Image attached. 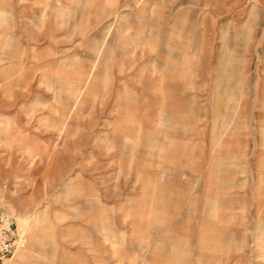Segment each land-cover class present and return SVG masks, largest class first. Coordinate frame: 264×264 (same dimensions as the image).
<instances>
[{
  "label": "rangeland",
  "instance_id": "374dc122",
  "mask_svg": "<svg viewBox=\"0 0 264 264\" xmlns=\"http://www.w3.org/2000/svg\"><path fill=\"white\" fill-rule=\"evenodd\" d=\"M263 226L264 0H0V264H264Z\"/></svg>",
  "mask_w": 264,
  "mask_h": 264
},
{
  "label": "crops",
  "instance_id": "0c3cea01",
  "mask_svg": "<svg viewBox=\"0 0 264 264\" xmlns=\"http://www.w3.org/2000/svg\"><path fill=\"white\" fill-rule=\"evenodd\" d=\"M233 184H228V185H221V183L216 184L217 187V202H218V197L220 191H224V189H229ZM224 186V188H223ZM198 222H199V226L198 229L199 231H203L204 225L207 224L208 222L212 223L211 219H214L215 221H213V225H215V227H229L232 228L234 226L235 221L233 220L234 217H232V214H222L219 213L217 206L215 207V209L212 208H206V210L204 209V207L202 208V212L200 213V215L198 216ZM264 227V226H263ZM256 231V229H255ZM229 232H233V229H230ZM217 234H220L219 232ZM205 240L202 239H196L195 240V244L199 249H202L203 246H205ZM234 244L237 245V242L234 240ZM193 255H197L199 258L194 259L195 260H199L200 256L197 254V252L195 251ZM176 257V258H175ZM163 261V260H162ZM168 262L172 263V264H178L179 263V259L177 258V256L172 257V259L168 260Z\"/></svg>",
  "mask_w": 264,
  "mask_h": 264
}]
</instances>
